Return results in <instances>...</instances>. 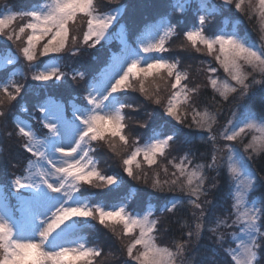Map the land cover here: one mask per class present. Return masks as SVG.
I'll return each mask as SVG.
<instances>
[{
	"label": "snow or ice",
	"instance_id": "6c2138e0",
	"mask_svg": "<svg viewBox=\"0 0 264 264\" xmlns=\"http://www.w3.org/2000/svg\"><path fill=\"white\" fill-rule=\"evenodd\" d=\"M193 5L196 23L183 36L197 52L213 56L226 74L223 81L213 78L218 69L209 66L203 87L210 86L223 101H234L239 110L232 111L219 133L225 142L222 148L216 147V111L207 107L201 111L195 99L202 85L189 86V73L179 68V61L142 55L165 52V38L179 34L174 27L169 26L157 42L146 43L141 37L147 25L133 32L121 23L128 13L126 5L99 10L96 0H49L0 9V34L18 42V55L7 59L13 70L0 69V162L15 167L14 137L22 141L19 149L27 154L22 174L0 179V185L13 190L0 208V264H93L103 248L89 247L79 239L81 226L92 221L105 227L120 225L122 232L117 235L130 237L122 254L136 264H264V0L219 4L187 0L181 14ZM169 6L178 10L171 0ZM215 16L233 22L232 29H214L210 18ZM241 17L248 20L256 40L239 30L236 22ZM18 18L26 22L9 31ZM78 19L80 32L73 35ZM113 30L122 47L110 50L102 70L91 76L86 70H62L66 54L75 57L107 43ZM66 76L83 82L82 94L62 89ZM157 80L165 82L166 94H161ZM131 92H138L144 104L162 108L167 133L164 125H157L141 143L138 133L129 132L128 110L143 108L146 118L135 120L140 128L152 117L143 104L126 102ZM24 113L27 119H21ZM185 125L200 131L180 140ZM197 139L213 144L200 154V163L193 161ZM174 146L183 155L168 160L175 169L169 173L160 158ZM102 148L119 160L127 177L154 192L178 194L159 207V216H154L152 200L138 194L133 200L139 212L129 211L127 195L107 199L125 177L102 171L97 159ZM142 165L161 169L163 176L161 170L141 174ZM211 172L215 175L209 176ZM221 175L226 178L227 208H221L215 197ZM95 188L107 192H93ZM93 197L99 202H92ZM186 206L192 209L195 227L185 220L182 227L189 230L173 238L171 246H161L156 233L163 230L168 216ZM207 241L216 249L209 250ZM217 249L227 261L218 258Z\"/></svg>",
	"mask_w": 264,
	"mask_h": 264
},
{
	"label": "trees",
	"instance_id": "16d2710c",
	"mask_svg": "<svg viewBox=\"0 0 264 264\" xmlns=\"http://www.w3.org/2000/svg\"><path fill=\"white\" fill-rule=\"evenodd\" d=\"M37 1L38 0H0V9H3L5 6L26 8L32 6ZM212 2L219 4L221 0H212ZM171 3L174 5V0H171ZM96 4L99 10H103L105 7H112L116 4L126 5L128 8V13L124 16L121 23H127L128 27L133 32L140 30L145 25L148 26L151 23L156 22L160 18H167L169 20L170 25L174 27L179 34L175 36L169 35L166 37V51L161 52L162 57L168 59L170 62L179 61V68L181 70L184 68V70H187L189 73L190 80L188 83L190 87L195 84L202 85L200 92L195 97V99L201 111L205 107L212 111H216L217 123L213 126L214 133H217V131L226 124L227 120L231 118L232 111H239L233 107L234 101H223L219 95L211 89L210 86L203 87V85L206 83L205 77L206 75H209V73L206 71L209 66H215L218 69L216 74H211L213 75V78L220 80L226 76V74L223 73V69L220 68L219 65L214 61L213 56L209 55L206 51L197 52L191 47L190 43L184 42L185 40L182 39L184 38L183 32L196 23L194 5L188 7L187 11H184L183 14H181L179 9L175 12L172 11V8L169 6V0H96ZM224 12L226 16L228 10L225 9ZM225 16H215L210 18L214 29L216 27L222 28L224 21L230 25L228 28H231L233 22L227 20ZM236 23L239 24V30L242 33L250 34V36H248L250 40H253V37L256 38V33L252 31L248 20L241 17V19ZM18 24V20H16L9 31L16 29ZM80 26L81 21L78 19L71 29L73 35L79 34ZM145 28L146 27H144L143 30ZM114 32L115 31H113V33ZM17 44L18 42L13 43L12 41H8L4 34H0V52L10 49L18 55ZM121 46V40L116 34H113V37L107 43L102 41L101 45H97L94 49L82 52L75 57H73L71 54H66L62 60V70L66 73H70L73 69L86 70L89 76H91L92 74L98 73L104 68L105 62L109 57L110 50L117 51L119 48H121ZM5 67L7 70H9L12 66L7 65ZM24 71H28V69L24 68ZM159 82L162 84H159L161 94L164 95L166 94L164 87L165 82L162 80H159ZM62 89L74 95L82 94L83 82L73 81L71 80L70 76H66L63 81ZM214 97L215 101L213 99ZM65 99H67V96H65ZM125 100L128 103H141L145 108H147V111L152 113V117L148 119V125L145 128H140L135 123V120L145 119V111L143 108L141 110L135 111L128 110V114L131 117V119L128 120L129 132L138 133L142 137L141 143L147 140V138L151 135L152 128L156 127L157 125H164L165 133L168 132L169 125L164 124L165 117L160 106L144 104L143 97L138 92H131L127 97H125ZM217 109H219V111H217ZM29 110L31 111L32 109L29 107ZM185 110L190 111V106H186ZM21 116L26 119L28 118L26 113L21 114ZM190 120L191 118L189 116L188 122H190ZM32 123L37 128V130H39V125L36 123V121H32ZM9 130H11V127ZM199 131L200 130L198 129L189 128L185 125L183 126V132L180 136V140H183V138L185 139V137L190 139L193 134H197ZM13 141V154L15 156L13 163L15 164V167H6L2 162H0V179L7 177L11 173L17 174L19 171L24 170L25 168V156L27 154L23 153L22 150L19 149V144L22 143V141L17 137H14ZM184 147L186 148V145ZM212 147L213 146H209V144L205 145L204 141L202 142L201 140H196L195 146L193 148L194 163H200V154L205 151H210ZM101 151L103 155L102 157L98 156L97 159L100 160L99 167L102 169V171H104L106 174H115L116 172L122 173L117 158L112 157L106 148H102ZM181 155H183V151L177 150L174 146L173 149L168 152L166 157L160 158V163L164 166H167L169 168V173H171L172 171H175V169H173L172 166L168 164V160L172 158H177L178 160ZM155 170L161 169L149 170L146 165H142V170L138 171H141V174L144 172L151 174V171ZM122 175L125 177L124 184L117 191L108 194L107 199L115 200L127 195L130 202L129 211L136 210L139 212V209H137V205L133 200V195L138 194L139 197L143 198L145 201L148 199L152 200V203L156 205V208L152 210L154 216H159V207H161L171 196L178 194L169 192H154L148 186L138 181L132 180L130 177H127L126 174L122 173ZM161 175L163 176L162 170ZM213 175H215L214 172L209 173V176ZM218 179L221 181V183L215 192V197L216 200L219 201L221 208H227V205L230 203V201L227 199L225 187L226 178L224 175H221L218 177ZM1 186L3 188L4 195H6L7 198H11L13 190L6 185ZM92 191L97 193H105L107 192V189L95 188L92 189ZM92 201L99 202V199L93 197ZM13 202L14 199H12V203ZM206 214H211V208L208 209V213ZM185 220L192 228L195 227V219L192 214V209L187 206L183 208L177 215L167 217L163 230L156 233L157 242L162 246H171L173 238L179 237L181 232H186L189 230L182 227V224ZM119 227L122 228L120 225H117V228L115 229L112 228V225L105 227L100 225L97 221H92L81 226L79 235L84 238L85 243L89 247L99 245L103 248V254L98 258H94L93 264H125V262H127V264H136V262L132 261L131 258L122 254V247L123 245L127 244L130 237H120L118 239L117 231L119 230ZM209 243L214 245L212 242H207L209 250L216 249V245L213 247L210 246ZM225 246H227V244ZM217 251L218 258L227 261L228 257L225 256L222 251H219L218 249ZM109 253H111V255H109Z\"/></svg>",
	"mask_w": 264,
	"mask_h": 264
},
{
	"label": "rangeland",
	"instance_id": "374dc122",
	"mask_svg": "<svg viewBox=\"0 0 264 264\" xmlns=\"http://www.w3.org/2000/svg\"><path fill=\"white\" fill-rule=\"evenodd\" d=\"M49 2V0H43V1H41V2H36V3H34V4H41V5H43V4H46V3H48ZM33 4V5H34ZM174 6L177 8V9H180L181 8V6H187V0H174ZM18 20V25H17V27H16V29H18V26L20 25V24H22L23 22H26V18L25 19H20V18H18L17 19ZM169 26H171L170 25V22H169V20L167 19V18H160V19H158L156 22H154V23H151L150 25H148L145 29H144V31H143V36L141 37L142 39H144V41L147 43V42H152V43H155V42H157L162 36H164L165 35V32H166V30H167V28L169 27ZM228 26H230L226 21H224L223 22V29L224 30H227V31H230L231 29H232V27H233V23H232V26H231V28H228ZM192 28V26H190L187 30H190ZM113 31H115V30H113ZM113 34H116L117 36H118V38L121 40V37H120V35L115 31ZM113 34H112V36L109 38V40L113 37ZM248 36H250V34L248 33L247 34ZM166 39V38H165ZM182 39H184L185 41L184 42H187L186 41V39L185 38H182ZM253 40H256V38H252ZM183 42V43H184ZM187 43H189V42H187ZM137 46H139V45H137ZM12 54H16L15 52H13L12 50H10V49H8V50H4V51H2V52H0V68H2V67H5V66H7V59L8 58H11V55ZM142 55H144V56H149V55H151V56H162V54H161V52H153V53H149V54H143L142 53ZM143 63V62H142ZM17 67H19V65H17ZM13 69H12V67L8 70V72H11ZM24 70V69H23ZM183 70H184V68H183ZM182 70V71H183ZM191 72V71H190ZM217 79V78H216ZM225 78H222V79H220V81H223ZM133 83H135V81L133 82ZM157 83L158 84H161V82H159V80H157ZM162 85V84H161ZM21 119H26V118H24V117H22L21 116ZM223 127L224 126H222L218 131H217V133L215 132V134L217 135V144H216V147H223V144L225 143L221 138H220V136H219V133L220 132H222L223 131ZM182 140V139H181ZM183 140H184V138H183ZM197 140H199V139H197ZM146 142V141H145ZM203 142V141H202ZM246 142V141H245ZM204 144L205 145H207V144H209V146H213V144L211 143V142H208V143H205L204 142ZM212 149V148H211ZM118 160V159H117ZM118 162H119V160H118ZM147 166V165H146ZM121 169V168H120ZM122 170V169H121ZM23 173V170H21V171H19L17 174H22ZM226 187V186H225ZM5 198H6V195H4V192H3V188H2V186L0 185V208H2L3 207V205H4V203H5ZM92 202H94V203H96V201H92ZM15 203V200H14V202H13V204ZM0 215H3V212L2 211H0ZM16 215H17V217H19V215H20V213H19V210L17 209V212H16ZM112 228L113 229H115V228H117V225H112ZM138 231V230H137ZM122 232V228H120L119 227V230L117 231V234H120ZM135 234H137V233H133V235H135ZM206 235H208V234H206ZM118 236V239L120 238V237H122V236H120V235H117ZM79 239H80V242L81 243H85V240H84V238L82 237V236H80L79 235ZM207 242H212V241H207ZM210 244V246H213V247H215L214 245H212L211 243H209ZM162 246V245H161ZM140 250H142V249H140Z\"/></svg>",
	"mask_w": 264,
	"mask_h": 264
}]
</instances>
